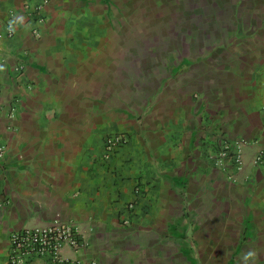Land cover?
Instances as JSON below:
<instances>
[{"label": "crops", "instance_id": "0c3cea01", "mask_svg": "<svg viewBox=\"0 0 264 264\" xmlns=\"http://www.w3.org/2000/svg\"><path fill=\"white\" fill-rule=\"evenodd\" d=\"M132 1L52 0L38 24L35 0H0V264L13 230L57 221L87 239L63 250L84 264H264V0H214L208 18L229 36L166 57L140 89L136 59L119 54L130 28L104 20L114 3L127 19ZM120 132L130 141L106 162L104 139ZM241 138L243 168L218 166L223 142ZM139 183L148 194L130 211Z\"/></svg>", "mask_w": 264, "mask_h": 264}, {"label": "rangeland", "instance_id": "374dc122", "mask_svg": "<svg viewBox=\"0 0 264 264\" xmlns=\"http://www.w3.org/2000/svg\"><path fill=\"white\" fill-rule=\"evenodd\" d=\"M162 1L163 3L147 0L129 2L125 7L130 11L127 19V13H123L121 6L114 3V9H119L120 12H114L110 20L104 19L111 26L120 23V28H130V34L126 32L120 34L123 49H120L119 54L121 58L136 59L135 66L129 67V72H132V68L135 71L137 89H140L145 81L161 78L164 67L162 63L166 57L172 55L183 58L198 53L202 55L207 52L203 47H206L208 42L221 41L229 36L228 29L225 31L224 28L223 16L218 18V26L213 25V17L208 18L210 13H214L217 9L214 6V0H210L212 1L210 4L208 0H177L168 4V0ZM171 8L174 9L173 14L169 12ZM167 11L169 18L166 16ZM208 20L212 24L210 27ZM191 42L199 43V48L190 49ZM177 43L184 46L177 49ZM121 69V72L127 73L126 66L121 65ZM128 219L131 221L130 218ZM191 229L192 226L189 223V226L185 228L187 236L185 238L188 241H191Z\"/></svg>", "mask_w": 264, "mask_h": 264}, {"label": "built area", "instance_id": "2783aa9c", "mask_svg": "<svg viewBox=\"0 0 264 264\" xmlns=\"http://www.w3.org/2000/svg\"><path fill=\"white\" fill-rule=\"evenodd\" d=\"M52 0H35L28 13L38 24L44 23L45 11ZM16 26L13 21V13L7 22V34L10 37L15 35ZM23 66L20 67L22 69ZM2 88L0 85V116L4 111L1 100ZM16 109L13 103L10 115ZM130 137L125 133H112L104 139V160L109 162L113 157L127 145ZM251 142L245 138L237 141L225 140L219 151L216 164L225 166L224 159L230 158L237 170L244 166V148ZM7 144L0 138V160L5 157ZM257 165L264 163V147L260 148L254 158ZM136 200L127 206L128 210L134 211L139 200L148 194L147 188L138 184L135 189ZM129 223V219L124 220ZM70 246L74 251L79 252L88 245L87 239L80 233L77 226L71 221H57L56 223L42 226H27L13 230L9 235L8 259L6 264H30L38 259H44L51 264H84L81 258H70L63 254L65 246Z\"/></svg>", "mask_w": 264, "mask_h": 264}, {"label": "clouds", "instance_id": "9594fccd", "mask_svg": "<svg viewBox=\"0 0 264 264\" xmlns=\"http://www.w3.org/2000/svg\"><path fill=\"white\" fill-rule=\"evenodd\" d=\"M252 255H254V253H252V252H249L248 253V256H252Z\"/></svg>", "mask_w": 264, "mask_h": 264}]
</instances>
